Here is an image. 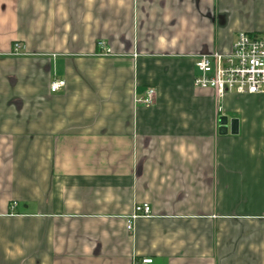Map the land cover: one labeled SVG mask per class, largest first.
<instances>
[{
	"label": "crops",
	"instance_id": "0c3cea01",
	"mask_svg": "<svg viewBox=\"0 0 264 264\" xmlns=\"http://www.w3.org/2000/svg\"><path fill=\"white\" fill-rule=\"evenodd\" d=\"M240 33L264 0H0V264H264V95L194 86Z\"/></svg>",
	"mask_w": 264,
	"mask_h": 264
},
{
	"label": "built area",
	"instance_id": "2783aa9c",
	"mask_svg": "<svg viewBox=\"0 0 264 264\" xmlns=\"http://www.w3.org/2000/svg\"><path fill=\"white\" fill-rule=\"evenodd\" d=\"M102 56H109L110 50L104 42L99 43ZM22 45H14V55H22ZM197 74L194 86L200 89L215 91L218 99L227 95H264V34L250 35L240 33L229 53L218 51L204 53L196 59ZM66 86L63 80L54 81L51 85L53 93L59 92ZM156 98V90L148 89L145 97L137 100L138 103L150 105ZM13 203L12 209H15ZM151 214L148 204L137 205L132 216V222L139 217ZM129 230L133 229L130 222ZM153 260L146 259L142 263L151 264Z\"/></svg>",
	"mask_w": 264,
	"mask_h": 264
},
{
	"label": "water",
	"instance_id": "95a60500",
	"mask_svg": "<svg viewBox=\"0 0 264 264\" xmlns=\"http://www.w3.org/2000/svg\"><path fill=\"white\" fill-rule=\"evenodd\" d=\"M228 118L227 117H221L220 118V134L221 135H226L229 132V128H228ZM237 129V121H233L232 122V128H231V133L234 134L236 132Z\"/></svg>",
	"mask_w": 264,
	"mask_h": 264
}]
</instances>
